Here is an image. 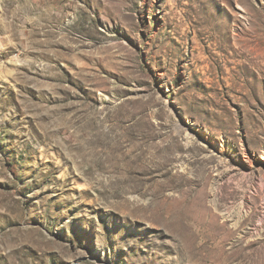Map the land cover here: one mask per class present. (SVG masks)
Wrapping results in <instances>:
<instances>
[{"label":"rangeland","instance_id":"1","mask_svg":"<svg viewBox=\"0 0 264 264\" xmlns=\"http://www.w3.org/2000/svg\"><path fill=\"white\" fill-rule=\"evenodd\" d=\"M0 264H264V0H0Z\"/></svg>","mask_w":264,"mask_h":264},{"label":"bare ground","instance_id":"2","mask_svg":"<svg viewBox=\"0 0 264 264\" xmlns=\"http://www.w3.org/2000/svg\"><path fill=\"white\" fill-rule=\"evenodd\" d=\"M250 74V73H249Z\"/></svg>","mask_w":264,"mask_h":264}]
</instances>
